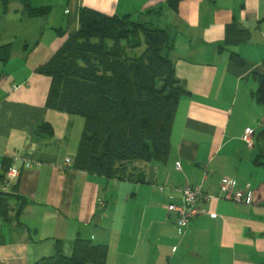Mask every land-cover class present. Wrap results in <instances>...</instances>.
Wrapping results in <instances>:
<instances>
[{
	"label": "crops",
	"instance_id": "1",
	"mask_svg": "<svg viewBox=\"0 0 264 264\" xmlns=\"http://www.w3.org/2000/svg\"><path fill=\"white\" fill-rule=\"evenodd\" d=\"M29 1L48 14H31L25 0H0V175L18 168L11 186L19 182L28 200L19 220L2 223L0 264H37L59 244L72 256L79 240L106 248L105 264H264V164L261 147L243 138L252 128L256 142L264 129V104L254 96L264 74V0H183L178 11L168 0ZM83 7L170 34L167 53L188 93L170 154L147 164L144 182L75 169L85 120L47 106L52 79L38 70L78 32ZM3 161L12 163L7 172ZM225 177L253 202L202 201L205 213L182 232L168 211L183 202L179 189L216 194ZM21 202L11 201L15 210Z\"/></svg>",
	"mask_w": 264,
	"mask_h": 264
},
{
	"label": "trees",
	"instance_id": "2",
	"mask_svg": "<svg viewBox=\"0 0 264 264\" xmlns=\"http://www.w3.org/2000/svg\"><path fill=\"white\" fill-rule=\"evenodd\" d=\"M12 0H3L5 6ZM183 0H168L178 11ZM29 12L45 16L50 8ZM80 28L39 72L52 79L47 106L83 117L84 131L73 163L77 170L110 179L144 182L141 164L164 162L171 151L170 135L182 96L188 93L178 78L175 63L168 56L171 37L166 29L141 23L131 16H110L83 7ZM231 32H236L235 25ZM64 34V32H63ZM245 37H235L243 41ZM232 38L227 40L231 43ZM146 48L138 55L135 50ZM231 62L245 69L247 63L232 53ZM255 99L264 104V74ZM264 164V129L256 135ZM12 166L3 161L7 172ZM12 185V184H11ZM7 185L0 175V244L2 223L19 220L28 201L19 192V182ZM11 187V188H10ZM22 202L15 210L12 199ZM107 250L79 240L75 253L67 256L60 244L55 256L37 264H105Z\"/></svg>",
	"mask_w": 264,
	"mask_h": 264
},
{
	"label": "built area",
	"instance_id": "3",
	"mask_svg": "<svg viewBox=\"0 0 264 264\" xmlns=\"http://www.w3.org/2000/svg\"><path fill=\"white\" fill-rule=\"evenodd\" d=\"M243 138L248 148H253L255 146L254 130L252 128H247L245 130ZM67 164L72 165V161L67 159ZM19 175L20 170L13 167L6 175L7 185H11L12 182L19 177ZM160 189L161 191L165 190L164 187H161ZM179 190L183 193V202L180 204H169L168 211L170 216L174 218L175 224L179 226L182 232L189 227L190 223L194 219L205 213L204 208L201 206L202 201L226 199L235 203L246 202L251 204L253 202L252 193L246 195L244 190L240 189L238 184L233 182V180L228 177L223 178L220 190L216 194H209L205 192L202 187L190 184L180 188Z\"/></svg>",
	"mask_w": 264,
	"mask_h": 264
},
{
	"label": "rangeland",
	"instance_id": "4",
	"mask_svg": "<svg viewBox=\"0 0 264 264\" xmlns=\"http://www.w3.org/2000/svg\"><path fill=\"white\" fill-rule=\"evenodd\" d=\"M146 166H147V164H141V168H142V170H144V171H145V169H146Z\"/></svg>",
	"mask_w": 264,
	"mask_h": 264
}]
</instances>
